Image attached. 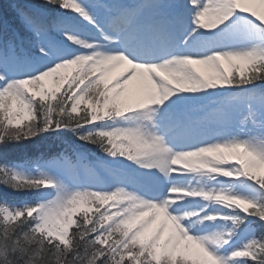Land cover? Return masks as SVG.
<instances>
[{
    "label": "snow or ice",
    "instance_id": "6c2138e0",
    "mask_svg": "<svg viewBox=\"0 0 264 264\" xmlns=\"http://www.w3.org/2000/svg\"><path fill=\"white\" fill-rule=\"evenodd\" d=\"M8 9L0 147L75 141L0 163L36 197L0 201V264L37 240L57 264H264V0Z\"/></svg>",
    "mask_w": 264,
    "mask_h": 264
},
{
    "label": "clouds",
    "instance_id": "9594fccd",
    "mask_svg": "<svg viewBox=\"0 0 264 264\" xmlns=\"http://www.w3.org/2000/svg\"><path fill=\"white\" fill-rule=\"evenodd\" d=\"M24 247L25 250L16 254V257L12 260V264H57L54 250L41 252V246L38 240ZM72 256L73 253L64 251L61 255L59 264H76Z\"/></svg>",
    "mask_w": 264,
    "mask_h": 264
}]
</instances>
